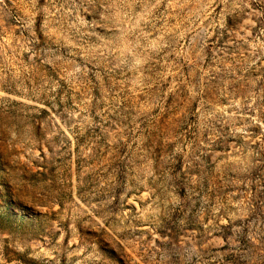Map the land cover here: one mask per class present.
I'll list each match as a JSON object with an SVG mask.
<instances>
[{
	"label": "rangeland",
	"instance_id": "374dc122",
	"mask_svg": "<svg viewBox=\"0 0 264 264\" xmlns=\"http://www.w3.org/2000/svg\"><path fill=\"white\" fill-rule=\"evenodd\" d=\"M0 264H264V0H0Z\"/></svg>",
	"mask_w": 264,
	"mask_h": 264
}]
</instances>
